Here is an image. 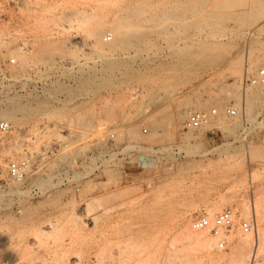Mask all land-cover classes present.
Returning <instances> with one entry per match:
<instances>
[{"label":"rangeland","instance_id":"374dc122","mask_svg":"<svg viewBox=\"0 0 264 264\" xmlns=\"http://www.w3.org/2000/svg\"><path fill=\"white\" fill-rule=\"evenodd\" d=\"M121 1L0 0V102L17 123L0 117L11 125L0 129V264H239L242 249L252 264L264 242V86L247 80L264 68V31L249 30L264 23V0H241L242 18L224 24L234 35L215 48H186L207 31L174 27L172 10L193 4L146 0L141 34L107 60L95 42L113 37ZM214 108L197 137L182 126L188 117L177 120ZM141 154L149 166L125 174ZM26 158L20 181L10 166ZM223 210L235 215L225 249L220 239L210 252L185 246L188 225ZM247 219L258 222L249 244Z\"/></svg>","mask_w":264,"mask_h":264},{"label":"bare ground","instance_id":"6f19581e","mask_svg":"<svg viewBox=\"0 0 264 264\" xmlns=\"http://www.w3.org/2000/svg\"><path fill=\"white\" fill-rule=\"evenodd\" d=\"M123 1V0H122ZM121 1V2H122ZM125 1V0H124ZM144 1L146 0H131V1H126L127 4H126V7L124 9V12L120 13L119 15H117V17L115 18V21L114 23L111 25V26H108V24L106 25L105 23V26H108L110 27V31H111V35H113V37L111 38H108V37H104L103 39H98L95 43H96V46L98 47V49H101L102 50V53H100L101 55H105V58H107V60L110 58L111 59H115L116 56H115V52H117L118 50H121L122 48H124L126 45H129L131 44V42L129 41V36L131 35H135L142 32L141 28H140V22H141V19L143 15L146 11H147V7L145 6L144 4ZM172 1H176V2H183L184 4H188L189 6L191 4H193L195 7H193L191 5V8L188 7H181V9H176V10H172V14L175 16L174 19H181V22L178 24V23H173V25H175L174 27H183L181 29V31H185L186 32V35L188 34V32H194L193 34H196L197 32L200 31L201 28H203V30L207 31V37L206 38H195L191 41H188V39L186 38V40L184 41L186 43V48H192L194 46H198V47H203V48H213L214 46L216 47L217 44H221V41L224 40L225 38V32L226 31H230L232 32V34L234 35V32H233V25L232 27L233 28H228V27H225V22L228 21L230 22V20H235L236 22L238 20H240L242 17L240 16L241 12L239 13L238 11L235 10V7L241 5V0H220V2L218 0L217 3H212V7L211 10H208V11H202L203 9L201 8L203 5H205L206 3L210 4L208 1L209 0H172ZM215 1V2H216ZM182 3V4H183ZM193 7V8H192ZM234 11V12H233ZM184 12H190L191 15L190 17H185V18H181V17H184ZM200 12H205L204 14V17L201 16L199 14V18H201V20H198L196 19V16L198 13ZM183 15V16H181ZM186 16V15H185ZM244 20V19H243ZM109 21V20H108ZM106 21V22H108ZM113 21V20H112ZM178 25V26H177ZM264 23H261L259 25H257L256 27H254L253 29L249 30V35L251 37H255V36H259V32H263L264 30L262 29ZM179 28V29H180ZM109 29V28H107ZM178 29V28H177ZM180 32V30H179ZM181 32V33H182ZM184 32V33H185ZM225 33V34H224ZM188 36V35H187ZM192 36V35H191ZM190 37V36H189ZM131 38H133L131 36ZM137 38V37H135ZM142 38V37H140ZM108 39H113L111 42H108L107 40ZM199 39V40H198ZM216 39V41H215ZM253 39V38H252ZM190 40V39H189ZM133 41V40H131ZM139 42H143L142 40H138ZM251 41H254V40H251ZM137 43V41H135ZM134 43V42H133ZM145 43H147L145 41ZM148 44V43H147ZM137 45V44H135ZM134 45V46H135ZM143 45V43H142ZM145 45V44H144ZM143 45V46H144ZM225 45L228 46L229 43L225 42ZM231 45V44H230ZM142 46V47H143ZM148 47V45H146ZM225 46V47H226ZM137 47V46H135ZM214 47V48H215ZM221 48V46H218V48ZM224 47V46H223ZM229 48V47H228ZM141 49V48H140ZM148 49V48H147ZM224 50V49H223ZM124 51V50H123ZM127 51V50H125ZM124 51V53H125ZM148 53H150L148 50H147ZM118 53V52H117ZM127 53V52H126ZM138 53V52H136ZM146 53V51H145ZM148 53L144 56V57H141V59L143 58V61H145L146 59H148L150 57V54L148 55ZM128 55L130 53H127ZM133 55V54H132ZM123 56H126V55H123ZM140 56V55H138ZM142 56V55H141ZM136 57V56H135ZM137 58V57H136ZM129 59V58H127ZM132 59V58H131ZM105 60V59H104ZM107 62V61H105ZM141 62V61H140ZM150 62V61H149ZM109 63V62H108ZM146 64V63H144ZM116 66V65H115ZM115 66H113L112 69L116 68ZM103 69L105 66H102ZM107 67V66H106ZM110 68V67H109ZM6 69V68H4ZM108 69V67H107ZM111 69V68H110ZM249 70H251V68H249ZM8 71V70H7ZM6 71V73H7ZM8 74V73H7ZM3 75H5V73L3 72ZM8 76V75H7ZM10 76V75H9ZM8 76V77H9ZM12 77V76H11ZM9 79V78H8ZM257 86V85H256ZM259 86V85H258ZM251 98V97H250ZM9 99V98H8ZM249 100V98L247 97V101ZM258 100V99H257ZM190 101V100H189ZM193 101V100H192ZM197 101H198V98H197ZM195 101V102H197ZM204 101V100H203ZM206 102V101H205ZM257 102V101H256ZM6 101L4 100H1L0 102V117H3L5 118L6 120L11 121V123H13V125H16L17 126V123L15 122V118L13 116V112L11 110V108L7 107L6 106ZM17 103V102H16ZM19 103V102H18ZM190 103V102H188ZM201 103V102H200ZM247 103V102H246ZM15 104V103H14ZM185 105H187V103H184ZM184 105V106H185ZM199 105V104H198ZM15 106V105H14ZM194 106V105H193ZM17 107V106H16ZM14 107V108H16ZM21 107V106H20ZM190 108V107H189ZM193 108V107H191ZM241 108V107H239ZM13 109V108H12ZM18 108H16L15 110H17ZM186 109V107H185ZM188 109V108H187ZM14 110V109H13ZM243 110V109H242ZM19 112V110H18ZM17 112V113H18ZM244 113V112H242ZM190 114V110L186 111V112H180L178 113L177 115V120L179 122H182L185 121V119L189 116ZM245 114V113H244ZM16 116V115H15ZM18 116V115H17ZM16 116V118H18ZM21 115H19L20 117ZM27 117V115H26ZM28 118V117H27ZM213 115H210L208 116V119L203 123L202 128H205V127H209L212 126L215 124V123H212L211 120L213 119ZM21 119H22V116H21ZM188 119V118H187ZM18 120V119H17ZM26 121V120H25ZM187 121V120H186ZM186 121L182 124V126H184L186 128V134H188V136H194V135H191L193 134L192 132L197 130L198 128H191V127H188L186 125ZM162 122V121H161ZM219 124V123H217ZM15 126V127H16ZM196 135V134H195ZM198 136V135H197ZM197 136H194V137H197ZM187 137V136H186ZM242 140V139H241ZM38 145V144H37ZM39 146V145H38ZM68 146V145H67ZM66 146V147H67ZM38 149V148H37ZM36 149V150H37ZM40 150V149H39ZM35 151V150H33ZM32 151V152H33ZM37 152V151H36ZM35 152V153H36ZM40 152V151H39ZM58 154V153H57ZM34 156V155H33ZM36 156H37V153H36ZM57 156V155H56ZM14 158V157H13ZM35 160H36V157L34 156ZM33 158V159H34ZM44 158V157H43ZM42 158V159H43ZM60 158V157H59ZM28 159V158H26ZM29 162L30 161V158L28 159ZM45 160V159H44ZM53 160V159H52ZM62 160V159H61ZM47 161V160H46ZM51 161V160H50ZM58 161V160H57ZM36 162V161H34ZM39 161H37L36 163H38ZM48 162V161H47ZM54 163V162H53ZM32 164L33 163H30L29 165V169L32 168ZM30 172V170H29ZM91 173V172H90ZM76 177V176H75ZM17 180H20V181H23L25 179H18ZM180 188V187H179ZM181 189V188H180ZM176 191H180L179 189L176 190ZM176 191H174L176 193ZM181 192V191H180ZM180 192L178 194H173V196L175 195H178V197H180ZM183 192V191H182ZM185 193V192H184ZM182 193V194H184ZM186 195V194H184ZM183 195V197L181 196V198H185ZM178 197H173V198H176L178 199ZM180 199V198H179ZM181 200V199H180ZM180 200H178L179 202H181ZM174 201V200H172ZM171 201V202H172ZM176 203L178 202L177 200H175ZM174 201V202H175ZM170 202V203H171ZM173 203V202H172ZM171 203V204H172ZM174 204V203H173ZM179 204V203H178ZM181 205V203L179 204ZM254 207V206H253ZM253 213L255 214V209L253 208ZM251 210L250 208L248 210H246L245 212V217H250L251 216ZM208 216V215H206ZM187 230L184 231L185 235H184V239L183 241L185 240V242H183L186 245H189V246H199L201 247L203 250L205 251H212L215 247H216V243H217V239H221L223 238L224 236H226V234H224L223 236L220 235V236H217L215 234H212L211 233V228H206V229H201V230H198V229H195L193 227V223L189 226H187ZM228 233H232V231L230 230ZM257 236V231L256 232H252V233H249V234H244L241 235L242 237V241L246 242L247 244H249L251 242V240L253 239L254 236ZM181 236H182V233H181ZM183 237V236H182ZM178 239H180L179 237H177ZM175 238V240L177 239ZM257 240V239H256ZM178 241V240H177ZM179 242V241H178ZM183 245V244H182ZM243 248V247H242ZM240 248V249H242ZM245 248V247H244ZM239 249V250H240ZM247 249V248H246ZM249 249V248H248ZM264 249V242H256V247L254 248V255L256 253H260L261 250L263 251ZM244 249H242V251H239L240 254V259H239V264H246L248 263L249 259L251 258V251L249 250H244L245 252H243ZM260 251V252H259ZM252 253V254H253ZM262 253V252H261ZM257 254V255H258ZM253 258V257H252ZM254 259V258H253ZM253 264V263H252Z\"/></svg>","mask_w":264,"mask_h":264},{"label":"built area","instance_id":"2783aa9c","mask_svg":"<svg viewBox=\"0 0 264 264\" xmlns=\"http://www.w3.org/2000/svg\"><path fill=\"white\" fill-rule=\"evenodd\" d=\"M15 62V60H12ZM247 83L250 85H259L264 86V68H260L256 74L252 75ZM227 113L231 116L239 115V109L234 106H229L227 108ZM219 110L217 108L212 109L211 111H195L191 112L186 121V125L191 128H201L203 123L208 119L210 115H218ZM11 128V125L8 122H1L0 129L3 131H7ZM148 132L147 129L144 130ZM135 163V164H134ZM134 165L126 166L124 168V173L129 174L130 172L136 169H144L149 166V156L146 154H141L137 162H132ZM29 160H22L13 162L10 166V173L14 178L18 179H26L29 174ZM66 181H72V179H66ZM79 191V188H78ZM235 224V215L232 210H223L219 212L213 219L209 216L202 215L198 216L193 221V227L195 229L201 230L206 228H211L212 232L217 235H224L229 232V230ZM241 230L244 234H249L252 232H256L258 230V222L255 219H247L242 220L241 222ZM227 246V239L225 237L221 238L219 241L218 248L225 249ZM257 255L255 254L253 259V264H259L260 260H258Z\"/></svg>","mask_w":264,"mask_h":264}]
</instances>
